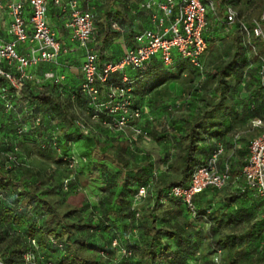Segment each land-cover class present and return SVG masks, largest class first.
I'll list each match as a JSON object with an SVG mask.
<instances>
[{
  "label": "trees",
  "instance_id": "16d2710c",
  "mask_svg": "<svg viewBox=\"0 0 264 264\" xmlns=\"http://www.w3.org/2000/svg\"><path fill=\"white\" fill-rule=\"evenodd\" d=\"M145 1L102 0L93 11L100 68L115 39L126 32V40H131L133 13H145L152 25V13L141 8ZM225 6L234 8L251 25L261 19L264 0H224L217 15L209 17V47L203 57L205 79L200 88L196 87L200 74L187 61L166 68L154 60L143 71L126 70L132 81L133 107L146 106L155 118L147 123L145 138L163 142V156L143 152L139 143L144 137H136L129 130L112 133L105 124L113 118L107 114L95 122L97 131L85 134L76 128V122L83 120L77 107L85 109L89 119L92 114L80 87L65 89L54 82L29 84L22 95L24 103L18 105L22 110L28 104L34 113L42 115L45 124L33 135L18 137L17 125L26 120L6 119L11 125H7L10 133L4 134L8 141L0 142L2 264H25L26 255L39 264H264L262 201L244 189L242 179L233 183L248 157V150L239 144L250 145L253 140L240 135L235 142L234 135L241 134L239 129L253 120L264 119V87L256 57L252 58L254 67L249 68L248 46L239 25L234 24L229 31L222 25ZM252 41L264 54V45ZM39 68L41 65L34 72ZM160 74L161 78L154 79ZM140 76L144 82H138ZM120 82V74L111 75L108 83L100 86L102 99L112 83ZM176 89L180 92L174 95ZM171 95L172 105H167ZM137 98L145 99L141 106ZM160 113L167 114L162 130L156 121ZM51 121L56 122L59 133L57 145L46 139ZM3 125L4 121L0 129ZM76 135L87 145L84 168L81 163L70 168L64 157L71 150L65 144ZM14 144L24 158L11 162L8 154ZM219 145L225 149L219 166L230 165L231 181L226 188L208 187L194 196L193 213L182 199L168 193L175 186L187 187L195 167L205 163ZM36 157L56 170L30 164L28 158ZM58 168L63 172L57 175ZM66 180L81 189L93 185L91 182L97 189L102 187L95 211L84 215L91 208L86 202L84 207L65 213L59 210L51 195H62L61 181ZM141 187L147 194L137 201ZM114 240L132 256H121L120 248L111 245Z\"/></svg>",
  "mask_w": 264,
  "mask_h": 264
},
{
  "label": "built area",
  "instance_id": "2783aa9c",
  "mask_svg": "<svg viewBox=\"0 0 264 264\" xmlns=\"http://www.w3.org/2000/svg\"><path fill=\"white\" fill-rule=\"evenodd\" d=\"M0 1L7 3L10 16L8 34L13 38L10 42L0 44V108L6 114H13L14 121L21 122L24 118L34 130H37L45 124L42 115L34 113L28 104L18 112L17 101L22 100L26 88L31 87L29 84L37 86L45 82H54L61 86L64 84L66 77L64 74L45 71L38 76L34 71L44 63L56 62L65 49L48 23L47 0ZM61 1L55 0V3L58 5ZM223 1L146 0L141 4V8L152 13L153 29L145 30L136 36L138 46L127 49L117 61L106 62L102 68L98 64V54L88 52L81 68L82 81L79 87L86 95L92 110L91 121L97 122L101 114H107L113 118L112 122L105 124L112 133L119 134L129 130L136 137H147L146 125L152 123L155 118L146 106L133 107L130 95L132 81L126 70L143 71L154 60H159L166 68L174 66L177 61H187L200 74L196 83V87L200 88L205 79L203 57L209 47L206 39L208 20L209 17L217 15ZM67 9L69 19L65 29L70 32V38L74 43L86 47L96 33V16L93 11L82 9L78 0H69ZM225 16L222 25L226 31L236 23L239 25L242 40L248 46L249 68L254 67L252 58L258 59V77L264 87V54L259 53L256 43L252 41L256 39L264 45V10L261 19L254 20L251 25L231 6H225ZM112 26L118 29L116 24ZM19 44H23L24 47L19 49ZM113 74H120L121 82L112 83L109 86V93L102 99L100 86L107 84ZM24 123L17 125L18 137L30 135ZM55 125L56 122L51 121L46 139L57 145L59 133ZM251 126L263 132L251 141L246 164L233 183L240 179L244 181V189L253 192L262 201L264 217V119L253 120ZM76 128L85 134L92 133L90 125L84 120H78ZM167 129L169 130V127ZM7 137H4L5 141H8ZM239 137L240 134H237L234 141H238ZM224 154V147L219 145L205 163L195 167L188 186H175L169 191L168 196L182 199L194 213V196L208 187L223 189L229 185L230 165L226 164L223 169L219 166L220 158ZM8 156L11 162L24 158L15 144ZM64 157L69 161L70 168L79 164L72 149ZM146 194L147 189L141 187L135 198L140 201ZM52 242L57 243L54 240ZM32 243L35 245L34 241ZM111 245L120 248L117 240ZM119 253L124 257L132 256V252L127 248H120ZM33 259L32 256L26 255L25 264H38L32 261Z\"/></svg>",
  "mask_w": 264,
  "mask_h": 264
},
{
  "label": "rangeland",
  "instance_id": "374dc122",
  "mask_svg": "<svg viewBox=\"0 0 264 264\" xmlns=\"http://www.w3.org/2000/svg\"><path fill=\"white\" fill-rule=\"evenodd\" d=\"M80 5L82 7H88L90 10L96 12L97 11V6L98 4L102 1V0H78ZM0 20L2 22V32L4 33L3 30H7L8 27V22H9V14H8V10L6 8V4L2 1L0 2ZM55 35H57V32H55V30H53ZM7 33H5V35H2V40L5 41V43L10 42L13 40V38L10 35H6ZM7 37V38H5ZM1 38V37H0ZM7 39V40H6ZM115 47H119L121 48L123 46V38H117L114 40ZM0 44H4L1 43ZM80 46V45H79ZM24 45L23 44H19V49L23 48ZM85 50V55L88 52H98L99 49V45L97 43V41L95 40V36L93 38H91L89 44L86 47H81ZM96 52V53H97ZM69 57H67L66 54H63L61 56H59V58L57 59L56 62H49V63H44L41 65V68H39V70L35 72L36 75H41L40 71L41 70H45V71H54L58 74H64L65 77V82L63 84V88H72V87H79V77H78V72H77V68H78V64L81 63V58L78 57V59H76V68L75 70H72L71 68H67V70H61V66L62 63H64L65 61H68ZM106 59H109V57H107ZM78 61V62H77ZM207 62H209L207 60ZM73 67V66H72ZM207 68L209 69L208 65ZM65 69V68H64ZM65 72V73H64ZM129 74L131 75H135V73L133 71H128ZM163 76V74H160L158 76H155V78H161ZM171 91H172V85H171ZM180 92L178 89L174 90V95H177ZM138 99V103H140V105L138 103H135V105H139L141 106L145 99L143 98H137ZM136 99V101H137ZM23 100H18L17 101V105L20 104V106H22L23 104ZM20 106L18 107L19 111L20 110ZM76 112L79 113V115L82 117V119L84 121H86L89 125H90V129L92 131V129L97 131L96 128V123L91 121V119H89L87 111L85 109H76ZM167 114H163L160 113L157 116V128L159 130H162L163 126L166 125V121H167ZM13 116V114H6V112H4L1 108H0V126H1V122L4 121V125L2 126V129H0V142H2V140H4V134L5 133H10V127L11 126L9 124V122H6V119H8L9 117ZM10 120V119H9ZM7 120V121H9ZM24 125H26V129L28 131V134H34L33 132L35 131L32 126L29 123H24ZM7 128V129H4ZM241 134V136H245L246 138H248L249 140L254 139L256 136H258L260 134V132H263V130L258 129V128H253L251 125H248L244 128L239 129V131ZM236 134L234 135L235 138ZM10 138V137H9ZM80 138H78V135L75 136L74 139H72L71 141H69L67 144H65V146H68V148H71L73 150V152L76 155V160L79 161V164L81 163L83 168L86 167V161H85V157L83 155V152L85 151L87 145L85 143V140H81L79 141ZM232 141V139L230 140ZM139 146L141 148V150L143 152H145L146 154H151L154 155L156 157L158 156H163L164 154V150L165 148L163 147V142L159 143V142H155L154 140H152L151 138H143L140 143ZM240 148L246 149L249 151V145L247 144H239ZM29 163L35 165L36 167H44L47 168L48 170H56L53 169L54 167L52 165H47L45 164L41 158L36 157V158H28ZM86 170V169H85ZM63 170L58 168L57 169V175L62 173ZM67 174V173H66ZM174 176H176V173H173ZM73 177H71L72 179ZM62 187H61V192L62 195L59 193H55L51 195V198L53 200H55L56 204L59 207V210L61 212H68L74 209H77L79 207H84L85 202L88 204V206H90L91 208L84 213V215H88L90 212H92L93 210L95 211V208H97L98 206V197L102 194V187H99L97 189V187L94 185L93 182H91L93 185H89V186H82V189L80 188V186H73L74 184L71 185L70 181H61ZM43 188H46V186H44ZM15 231V230H13ZM119 257L118 253L116 252L114 255L115 260H117ZM43 259V258H41ZM32 261H36V259H33ZM39 264V263H38ZM197 264V263H196Z\"/></svg>",
  "mask_w": 264,
  "mask_h": 264
},
{
  "label": "crops",
  "instance_id": "0c3cea01",
  "mask_svg": "<svg viewBox=\"0 0 264 264\" xmlns=\"http://www.w3.org/2000/svg\"><path fill=\"white\" fill-rule=\"evenodd\" d=\"M0 2H2V1H0ZM3 2L6 4V8H7V3L5 1H3ZM47 2H48V8H49L48 23L50 24L52 30H55V32H57L56 37H57L58 41H60V43L62 44V47L65 49V52H63V54H66L67 57H69L68 61H65L64 63H62L61 70H67V68H71L72 70H75L76 59H78V57H80L81 63L78 64V68H77V72L79 73L78 74V77H79L78 80L80 83L82 81L81 68H82V65H83V62L85 60L86 55H85V50L83 48H81V46H79L77 43H74L71 40L70 32L65 29V24L67 23V21L69 19V11L67 9V4H68L69 0H62L61 3L58 5L55 3V0H47ZM79 5H80V3H79ZM80 7L84 8V9H89L88 7H82L81 5H80ZM131 18L133 21L131 40L130 41L126 40L127 38H126V32H125L123 34V36L120 37V38H123V46L121 48L115 47L114 46L115 42H113L109 47V53L107 56V57H109V59H105V61L103 63L110 62V61H117L126 52L127 49L134 48V47L138 46V43L135 40V38L138 34L142 33L146 29L153 28V26L150 24V22H147V16L143 12L141 13L140 11H138L137 13H133L131 15ZM9 23H10V16H9V22L7 24L8 26H9ZM1 26H2V22L0 20V37H1L0 41H1V43H3V42L5 43V41L2 40V37H3L2 35H5V33H7L6 35H9L8 34V27H7V30H6V28H5V30H3L4 31V33H3ZM5 38H7V37H5ZM137 80H138V82H144L145 79H144V77L140 76V78H138ZM170 98L171 99L168 100L167 105H172V95ZM152 109H154V108H152ZM151 111H153V113H156V110H151Z\"/></svg>",
  "mask_w": 264,
  "mask_h": 264
}]
</instances>
